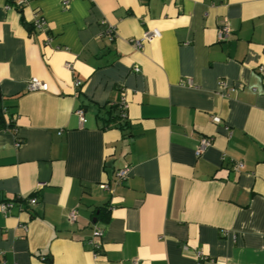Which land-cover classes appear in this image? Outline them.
<instances>
[{
	"label": "crops",
	"instance_id": "1",
	"mask_svg": "<svg viewBox=\"0 0 264 264\" xmlns=\"http://www.w3.org/2000/svg\"><path fill=\"white\" fill-rule=\"evenodd\" d=\"M259 66L264 0H0V264H264Z\"/></svg>",
	"mask_w": 264,
	"mask_h": 264
},
{
	"label": "built area",
	"instance_id": "2",
	"mask_svg": "<svg viewBox=\"0 0 264 264\" xmlns=\"http://www.w3.org/2000/svg\"><path fill=\"white\" fill-rule=\"evenodd\" d=\"M30 0H12L13 4L18 6H21L23 4H26L27 2H29ZM61 3L63 6H66L68 4V0H61ZM7 7L9 6V4L6 5ZM32 26L37 29V30H43L45 28V24L46 21L39 16L38 14H34V17L32 19ZM114 29L113 27L109 28L108 32L109 33H113ZM230 32V29L228 27V25L225 22H220L218 25V31H217V38L220 40H223L225 38H227L228 34ZM160 35V31L157 28H150L146 31L143 32L142 36L136 39H131L130 42L132 43V45L135 48H142L145 42H148L150 40H152L153 38H157ZM67 66L69 67V65L67 64ZM259 71L264 74V66H259ZM81 81L79 79H76L74 81V85L75 86H80ZM218 85L221 89L228 91H233L234 87L228 85L227 83H225L223 80H219L218 81ZM47 83L40 80L37 77H32L27 81V89L28 90H47ZM119 107L123 112V116H124V109H125V104L123 102L119 103ZM76 114L78 115V119L80 121L81 124H83L85 122V116H84V111L83 109L80 107L78 109H76ZM213 120L218 122L219 121V117L214 116ZM211 142V138L209 137H201L196 145L195 148V155H200L207 146L210 145ZM19 141L15 142V145H18ZM242 167V163L241 162H237L235 164V169H239ZM128 174V168L124 167L121 169H118L115 172V176H116V180L120 181L124 178H126ZM102 187L108 189L109 186L107 184H102ZM28 202L30 204H34L36 203V198L34 196H30L28 198ZM13 205L12 201H4L0 203V211L2 212H6L11 206ZM67 219L70 222H73L76 219L77 216V209L76 208H72L68 211L67 213ZM101 232V228L98 226H94V233L95 234H100ZM92 246H93V253L94 256L98 254L99 252V248H100V241L98 239H93L92 240ZM198 255V254H197ZM132 264H139L137 259H133L132 260Z\"/></svg>",
	"mask_w": 264,
	"mask_h": 264
},
{
	"label": "trees",
	"instance_id": "3",
	"mask_svg": "<svg viewBox=\"0 0 264 264\" xmlns=\"http://www.w3.org/2000/svg\"><path fill=\"white\" fill-rule=\"evenodd\" d=\"M110 109L107 110V114H109L108 118H107V121L110 122V121H115L117 123V126L119 128H124L125 127V123H126V116L122 115L123 112L122 110L120 109V107L116 104V105H111L109 107ZM113 111V112H112ZM2 120V113H1V110H0V121ZM19 200V199H18ZM104 209L103 206H99L98 207V213H101V210ZM96 218H99L96 216Z\"/></svg>",
	"mask_w": 264,
	"mask_h": 264
}]
</instances>
